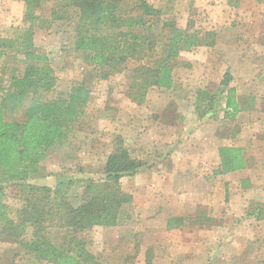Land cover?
I'll list each match as a JSON object with an SVG mask.
<instances>
[{"label":"rangeland","instance_id":"374dc122","mask_svg":"<svg viewBox=\"0 0 264 264\" xmlns=\"http://www.w3.org/2000/svg\"><path fill=\"white\" fill-rule=\"evenodd\" d=\"M120 1L123 16L137 11V0ZM146 1L162 11L161 16L152 18L151 30L145 34L155 41L156 53L163 50L165 31L161 26L168 18L174 19L177 26L182 28L190 24L192 31H198L199 34L206 30L215 31L216 42L214 46L200 45L189 51H181L173 65V86L170 89L150 87L143 97L144 101L136 104L130 103L128 86L132 81V70L139 62L129 59L124 71L107 79L99 78L98 72L84 63L80 54L73 49L78 22L75 9L68 1L64 7L56 5L57 2L53 0H42L39 5L35 3V14L41 20H50L52 10L61 16H53L48 25L44 23L40 26L41 22L37 21L33 28L31 38L35 52L48 58L47 63L55 77L53 88L40 92L41 99L51 100L79 84L88 89L90 95L77 122L68 130L61 144L46 151L38 164L39 173L30 182L53 186L67 176H92L99 179L106 156L113 149V140L119 135L116 134L115 123L118 119V124H126L123 121L126 114L148 123L152 115L159 118V114L171 115L179 110L178 114L182 113V118L176 121L178 125H186L188 133L210 121L220 134H227L228 130L238 133L242 124L252 126L251 130L256 132H264V44L261 43L264 38V0H238L237 5L227 0ZM24 12V1L0 0V38L15 37L18 28L28 25L23 20ZM18 57L23 58L21 54ZM2 63L0 59V87L5 88L8 80ZM141 63H149V59H143ZM22 68L20 66V70ZM226 69L233 76L229 86L234 88V96L243 100L245 108L235 117L221 118L224 109L221 101L219 107L213 108V113H217L215 116L209 114L201 117L194 109L197 89L214 88ZM22 117L20 109L8 108L4 111V118L9 122L22 121ZM169 118L166 117V120ZM171 123L175 125L174 121ZM140 129L145 131L146 128ZM130 132L126 130V137H129ZM146 133L150 134L151 131ZM129 138H125V144L133 155L141 157L146 164L151 163L155 168L153 162L149 161L151 154L144 147L146 143L136 142L138 137L136 141L133 137ZM252 140L249 138L251 147ZM256 141L260 146L258 155L264 160V140ZM193 144L190 142L185 148L196 153ZM170 145L167 144L168 148ZM158 176L165 181L164 185L160 183L152 186L156 194H160L157 199L158 203L161 202L159 211L154 212L153 205L147 203L151 202L146 198L147 190L152 191V188L143 183L136 185L132 176L123 177L120 180L122 189L129 193L139 192L138 199L135 198V202L133 199L121 209L115 226H93L77 234L84 237L87 248L100 264H264V219L258 221L253 217L248 218L245 212L240 217L225 216L227 209L231 208L230 199L242 196L232 193V189L220 188V183L212 187L208 180L207 186L204 183L198 185L189 179L177 185L164 173L159 172ZM208 186L216 194L215 207H211V210L208 209V201L195 197L196 193L202 194L204 189L207 193ZM163 188L167 194L163 193ZM247 193L246 208L248 205L254 206L256 202L264 205L263 189L262 195L259 189L253 187ZM70 197L74 205L83 197L79 183L73 186ZM5 203L11 210V216L21 205L19 200L10 197L9 192ZM212 211L216 215L209 225L188 223L199 212L208 215ZM177 212H183L182 215L189 219L183 225L165 228L163 219L177 216ZM48 234L56 243L60 241L62 233L57 227H49ZM20 242L0 236V264H49L36 260ZM136 246L138 251L135 253Z\"/></svg>","mask_w":264,"mask_h":264},{"label":"trees","instance_id":"16d2710c","mask_svg":"<svg viewBox=\"0 0 264 264\" xmlns=\"http://www.w3.org/2000/svg\"><path fill=\"white\" fill-rule=\"evenodd\" d=\"M22 1L25 5L23 20L28 25L18 28L15 37L0 38V59L8 80L5 88L0 87V236L21 241L36 260L49 264H100L87 248L84 237L77 234L93 226H115L121 209L132 201V195L121 187V178L134 176L152 164L135 157L126 146V139L116 135L99 179L67 176L53 186L30 182L39 173L38 164L46 151L61 144L77 122L90 92L79 84L51 100L41 99L40 92L52 89L55 77L48 58L35 52L31 38L33 28L37 21L41 22L40 26L48 25L53 16H61L52 10L50 20H41L35 14V3L40 4L42 0ZM53 1L63 7L68 1L77 12L73 49L84 63L98 72L99 78L107 79L124 71L129 59L139 62L132 70L128 86L129 98L135 103L144 101L150 87L170 89L173 86V65L181 51L200 45L214 46L216 42L215 31L199 34L192 31L190 24L182 28L168 18L161 26L165 31L163 50L156 53L155 41L145 34L151 30L152 18L161 16L162 11L146 0H137V11L126 16H123L120 0ZM227 1L238 3V0ZM261 43L264 44V38ZM19 54L23 58H19ZM143 59H149V63H141ZM231 80L232 74L226 69L214 88L197 89L194 109L198 115L215 116L213 108L219 107L221 101L224 118L234 117L245 108L243 100L234 96V88L229 86ZM8 108L20 109L23 120L7 121L4 111ZM217 153L219 165L215 174L247 167L248 158L241 147L221 146ZM77 183L81 185L83 197L74 205L70 196ZM7 192L21 202L14 216L10 215L11 210L5 203ZM255 204L244 209L245 216L258 221L264 219V205ZM187 219L183 215L171 216L165 225L172 228L185 224ZM211 219L199 212L188 223L209 225ZM49 227L61 230L59 242L50 239ZM137 251L136 246L134 252Z\"/></svg>","mask_w":264,"mask_h":264},{"label":"crops","instance_id":"0c3cea01","mask_svg":"<svg viewBox=\"0 0 264 264\" xmlns=\"http://www.w3.org/2000/svg\"><path fill=\"white\" fill-rule=\"evenodd\" d=\"M130 103L136 104L131 100ZM177 111L180 113L179 110ZM178 113L165 116H163V114H159V118L156 115H152L150 116L151 120H149L148 123H145L139 119H133V116H130V114H126L123 120L124 123H126L124 125H122V123L118 124L119 122L117 119L115 123L117 126L116 134H119L123 138L127 139H130L129 137H133L135 141L138 137L136 142H145L147 146L144 147H147L149 150L148 153L151 154V160L149 161L153 162L154 166H156L155 168L150 166L149 168L135 174L132 176V181H135L136 185L143 183L152 188V191L147 190L146 198L150 199L151 202L147 201V203L153 205L152 209L155 210L154 212L160 210L161 202H157L160 194H156V190L152 186L160 183H162L161 185H164L165 183V181L160 180V177L158 176L159 172L164 173L168 179L177 185L189 180L197 183L198 185H202L204 183L206 186L208 182H210L212 187L220 183L222 185L219 186L220 188L222 187L223 189L224 187V189H232L234 191H232V193L236 192L238 195L242 196L241 198L235 197L230 199L232 202H230L231 208L229 210L227 209V214L225 216L227 217L228 214L230 217L243 216V209L246 208V199H248L247 192L249 191V188L253 187L259 189L260 195H262V189L264 190V179H262V177L264 178V160H262L260 155H258L260 153V146H258V141H256L258 139L264 140V132H256L251 130L252 126L242 124V127L239 129L238 133H231L232 131L229 132L228 130L227 134H220L216 129V126H213L210 121L208 123H202V125L196 129H193L192 132L189 131L190 133H188L186 125H178L179 122L177 121L181 120L182 118V113ZM168 116L170 118L169 120H166V117ZM221 118H224L223 115H221ZM173 121L175 125L171 123ZM140 127H145V131L140 129ZM126 130H131L129 137H126ZM149 131H151L150 134L146 133ZM146 138L148 140H146ZM249 138L253 139L252 147L248 144ZM190 142H193V145L197 147L196 148L193 146V149L197 150L196 153H191L186 150L185 147L188 146ZM167 144H171L169 148ZM221 146H236L243 148L245 156L248 158L247 167L226 174H215L214 170L219 165L217 150ZM252 158L254 161L251 160ZM148 165H151V163ZM206 180H208V182H206ZM211 186L210 189L209 186L206 187L209 189L207 193L204 189L202 194H195L196 198H204L203 201H208L206 203L209 205V210H211V207H215V204L213 203L215 202L214 197L216 196V194H214L215 190L211 189ZM162 191L163 193H166L164 188ZM211 191L213 192L212 194L210 193ZM131 193L132 200L134 199L135 202V198L138 199L139 192ZM163 193L161 194L163 195ZM260 195H258V197ZM162 199L164 200V196ZM148 207L151 206L148 205ZM176 214L182 215L184 213L177 212ZM215 215L216 214L213 211L208 213V216L212 218H215ZM163 220L166 224V218ZM236 224L239 227V224ZM231 231H234V228L230 230V233L232 234ZM230 237H234V235H230Z\"/></svg>","mask_w":264,"mask_h":264}]
</instances>
